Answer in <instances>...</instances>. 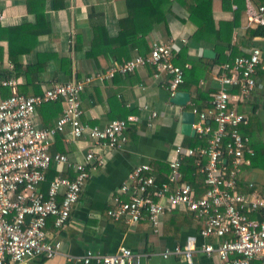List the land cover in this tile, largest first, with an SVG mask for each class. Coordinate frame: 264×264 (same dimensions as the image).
I'll list each match as a JSON object with an SVG mask.
<instances>
[{
    "label": "built area",
    "instance_id": "2783aa9c",
    "mask_svg": "<svg viewBox=\"0 0 264 264\" xmlns=\"http://www.w3.org/2000/svg\"><path fill=\"white\" fill-rule=\"evenodd\" d=\"M246 13L249 22L264 23V5L256 6L248 0ZM176 50L171 41H153L148 53L136 54L105 70L55 83L39 94L14 92L0 99V264H29L34 258L56 254L59 242L52 241L47 219L54 217L56 231L63 228L80 197L90 163H102V154L93 149L81 162L70 161L66 154H52L50 146L56 133L63 132L67 126L69 139L75 141L86 135L97 148H117L125 141V131L135 118L112 119L102 127L84 123L81 92L96 81L134 72L148 64L154 67L156 75L167 76V90L172 96L184 81L185 69L191 67L189 62L183 66L174 62ZM263 62L258 46L220 62L212 74L216 88L210 108L191 110L192 129L195 135L205 137L207 144L177 145L167 162L168 180L160 184H156L149 163L136 164L112 197L106 210L110 217L127 223L147 220L154 230L159 229L164 214L176 209L204 218L199 231L202 241L188 234L182 243L165 248L162 257H181L184 264H194L195 252L201 251L224 264H253L256 257L264 260V198H248L236 191L243 166L249 165L255 156L249 138L240 132L239 125L246 122V117L238 106L255 88L256 72L264 67ZM2 83L11 84V81ZM55 100L61 101L62 112L54 126H36L33 121L36 108ZM186 160L200 167L202 183L206 186L201 196H196L191 184L180 181L182 163ZM52 163L66 164L70 175L55 176L44 192L41 183ZM252 212L261 216H249ZM141 255L125 246L113 253L87 249L74 261L140 264Z\"/></svg>",
    "mask_w": 264,
    "mask_h": 264
},
{
    "label": "crops",
    "instance_id": "0c3cea01",
    "mask_svg": "<svg viewBox=\"0 0 264 264\" xmlns=\"http://www.w3.org/2000/svg\"><path fill=\"white\" fill-rule=\"evenodd\" d=\"M171 1V12L166 13L169 36L164 27L159 25L156 31H151L146 36V46L150 48L153 41H171L177 49L175 59L181 53L180 58L185 59L184 63L191 64L187 70H192V66L197 65L195 71L198 74L202 71L199 84H192L189 90H182L188 92L191 99L197 86H202L204 92L216 88V83L212 80L213 72H206L205 68L219 54L213 43L198 42L192 37L196 26L188 20L187 10L177 0ZM247 1L245 0L238 23L232 30V43L237 36L244 35L248 26H256L248 20ZM250 1L256 6L260 5ZM37 5L42 6L43 20L48 27L36 37L31 51L23 53L19 61L23 65H31L37 60L39 53L52 54V58L47 61L45 70L38 78H34L37 88H28L29 95L36 92L39 94L55 83L76 80L88 72L105 70L115 63L142 54L137 48L109 43L107 40L117 37L120 30L119 19L127 14V0H0V26L6 28L22 23L35 25ZM229 6L230 8H224L221 0L212 1L215 24L234 18L233 8H236V4L232 2ZM254 42V46L261 48L264 57V38L255 37ZM216 43L222 47L227 45L226 41ZM13 44L21 47L24 43L14 39ZM8 47L9 42L1 38L0 87L17 90L24 84L25 78L23 75H16ZM251 47L252 45L241 46L239 49L245 53ZM203 48L212 49L215 56L205 58L209 61L200 63L201 58L204 59ZM259 69L256 72L255 88L238 106L246 117V122L239 125L240 132L249 138L255 150L254 158L249 165L243 166L236 183V191L248 198H264V67ZM4 80H10L11 84L4 85ZM4 97L7 96L0 92V99ZM80 98L81 121L84 123L102 127L112 119L129 116L135 119L125 131V141L117 148H97L86 135L78 140H71L67 126L63 132L54 135L50 146L52 154H66L70 161L81 162L85 154L93 149L102 154L103 160L100 164L90 163L89 175L80 197L73 205L63 228L56 231L53 227L54 217L47 219L52 241L59 242L58 252L51 257L34 258L29 264H83L74 259L80 258L87 249L113 253L121 246L142 254L140 264H184L181 257L164 258L161 255L165 248L182 243L188 234L196 235L198 242L203 240L195 225H185V221L178 217V212L183 211L182 209L173 210L170 212L172 215L164 214L158 230H154L147 220L127 223L123 219H113L106 210L111 205L118 186L136 164L149 163L155 177L168 179L167 162L173 155L174 148L177 145L185 146L184 143L188 142L186 135L180 132L181 113L188 109L184 108L185 105L170 102L167 76L163 73L156 75L154 67L148 64L134 72L115 74L102 82L96 81L81 92ZM61 104L55 102L52 107L38 106L33 117L35 125L53 127L61 115ZM51 166L55 176L70 175V168L66 164L52 163ZM41 189L44 192L47 190L44 186ZM248 215L260 217L261 213L252 212ZM201 219L204 223V218ZM252 263L264 264V260L256 257ZM194 264L224 263L216 257L196 251Z\"/></svg>",
    "mask_w": 264,
    "mask_h": 264
},
{
    "label": "trees",
    "instance_id": "16d2710c",
    "mask_svg": "<svg viewBox=\"0 0 264 264\" xmlns=\"http://www.w3.org/2000/svg\"><path fill=\"white\" fill-rule=\"evenodd\" d=\"M212 1L213 0H177L188 12V20L195 24L196 29L194 30L192 37L198 42L213 43L214 48L218 52L219 56L211 61L201 58V62H207L205 71L213 72L216 66L223 61L229 60L236 55H241L243 52L239 49L241 46H254V38H264V23L257 24L256 26H248L245 30L244 35L237 36L232 43V30L237 25V19L239 18L240 12L244 9L245 0H221L224 8H230V4L233 2L236 4L234 9V18L231 21H215L212 17ZM231 2V3H230ZM254 3L264 5V0H253ZM42 5V3L40 4ZM35 8L37 12L36 24L30 26L28 23H22L18 26L1 27L0 26V39L5 38L9 42L8 54L13 64V69L17 72L16 75H23L25 78L24 84L20 85L17 90H11L9 87H0V92L4 96H9L16 93L29 95L28 88H37L34 83V78H38V75L45 70L46 63L52 58V54L39 53L37 60L31 65H23L19 61V57L23 53L31 51L32 46L36 41V37L47 30L44 28L48 27V24L43 20V9L42 6L37 5ZM172 1L171 0H127V14L119 19L120 30L115 39H107L109 43L124 44L130 48H137L139 53L146 54L149 49L146 46V36L151 31H156L159 25L164 27V31L169 36L166 13L171 12ZM184 21V19H183ZM40 25H39V23ZM14 39L22 41L24 44L15 46L13 44ZM217 41H226L227 45L222 47L217 44ZM182 54H185V50H182ZM181 53L178 55V59L174 62L183 66L185 59L180 58ZM119 59V58H118ZM197 65L192 66V70L185 69L184 81L178 86V90H189L192 84H199V77L202 75V71L196 72ZM260 69L258 68V71ZM198 89L195 95L191 97L190 101L184 106L185 109L192 110L197 109L204 111L210 108V100L215 93L214 89L207 90L204 92L202 86H197ZM234 90H237L236 88ZM38 93V92H36ZM30 93V94H36ZM59 102L60 100L45 102L41 105H49L52 107V103ZM39 105V106H41ZM62 105V104H61ZM188 142H185V146H205L207 140L205 137L185 136ZM52 165V164H51ZM45 171L46 179L41 185L45 189L49 182L55 177V172L52 171V166ZM168 166V164H167ZM182 177L180 181L187 182L195 188L196 196H201L206 186L202 184V173L200 167L192 160H186L182 163L181 167ZM156 184L167 181V178L155 177ZM170 215H172L170 213ZM185 221V225L193 224L197 227L198 231L203 228V220L196 217L193 212L188 210L179 211L178 215Z\"/></svg>",
    "mask_w": 264,
    "mask_h": 264
},
{
    "label": "water",
    "instance_id": "95a60500",
    "mask_svg": "<svg viewBox=\"0 0 264 264\" xmlns=\"http://www.w3.org/2000/svg\"><path fill=\"white\" fill-rule=\"evenodd\" d=\"M215 52L210 48L202 49V57L204 58H214ZM170 102L177 105H186L190 100L189 93L182 90H176L175 93L170 96ZM193 112L191 110H184L181 113L180 119V132L186 136H194V130L192 129L193 122Z\"/></svg>",
    "mask_w": 264,
    "mask_h": 264
}]
</instances>
